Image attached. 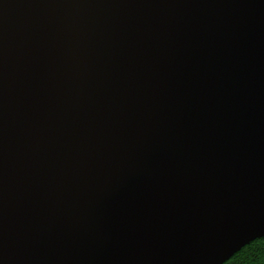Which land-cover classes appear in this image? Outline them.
Instances as JSON below:
<instances>
[{"label":"water","instance_id":"obj_1","mask_svg":"<svg viewBox=\"0 0 264 264\" xmlns=\"http://www.w3.org/2000/svg\"><path fill=\"white\" fill-rule=\"evenodd\" d=\"M261 237L264 0H0V264Z\"/></svg>","mask_w":264,"mask_h":264},{"label":"trees","instance_id":"obj_2","mask_svg":"<svg viewBox=\"0 0 264 264\" xmlns=\"http://www.w3.org/2000/svg\"><path fill=\"white\" fill-rule=\"evenodd\" d=\"M223 264H264V237L244 245Z\"/></svg>","mask_w":264,"mask_h":264}]
</instances>
